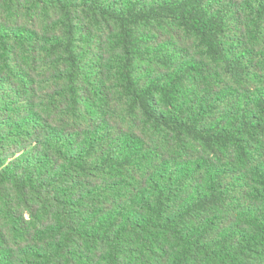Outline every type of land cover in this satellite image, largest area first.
Returning <instances> with one entry per match:
<instances>
[{
  "label": "trees",
  "instance_id": "16d2710c",
  "mask_svg": "<svg viewBox=\"0 0 264 264\" xmlns=\"http://www.w3.org/2000/svg\"><path fill=\"white\" fill-rule=\"evenodd\" d=\"M0 264H264V0H0Z\"/></svg>",
  "mask_w": 264,
  "mask_h": 264
}]
</instances>
